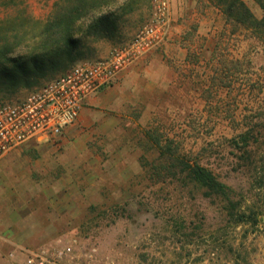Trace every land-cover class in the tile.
<instances>
[{"label": "rangeland", "instance_id": "obj_1", "mask_svg": "<svg viewBox=\"0 0 264 264\" xmlns=\"http://www.w3.org/2000/svg\"><path fill=\"white\" fill-rule=\"evenodd\" d=\"M61 1L0 0V19H45ZM238 1L251 19L237 7L226 13ZM199 2V18L188 12L176 23L173 14L156 53L160 88L141 96L117 138L97 146L92 168L67 170L25 143L0 159V231L17 247L73 234L119 264H264V0ZM106 10L116 25L103 41L111 45L96 52L95 39L81 37L87 50L75 64L129 40L150 19L152 0H113ZM61 74L1 97L22 100ZM193 164L226 193L190 183Z\"/></svg>", "mask_w": 264, "mask_h": 264}, {"label": "built area", "instance_id": "obj_2", "mask_svg": "<svg viewBox=\"0 0 264 264\" xmlns=\"http://www.w3.org/2000/svg\"><path fill=\"white\" fill-rule=\"evenodd\" d=\"M172 16L171 0H152L148 22L129 40L112 47L106 57L75 64L22 100L6 101L0 95V159L28 141L61 137L64 129L76 123L88 98L115 84L124 72L164 46L171 37ZM8 244L0 233L1 264H119L95 242L73 234L35 249L13 245L4 251Z\"/></svg>", "mask_w": 264, "mask_h": 264}, {"label": "trees", "instance_id": "obj_3", "mask_svg": "<svg viewBox=\"0 0 264 264\" xmlns=\"http://www.w3.org/2000/svg\"><path fill=\"white\" fill-rule=\"evenodd\" d=\"M112 2L63 0L45 19L26 12L0 19V95L36 84L56 73H67L86 49L82 47L81 37L94 38L96 42L111 39L116 25L108 15L109 10H104ZM236 7L245 17L252 18L242 1L227 4L226 13L232 15ZM188 171L190 183L206 194L226 193V184L208 168L193 164Z\"/></svg>", "mask_w": 264, "mask_h": 264}, {"label": "crops", "instance_id": "obj_4", "mask_svg": "<svg viewBox=\"0 0 264 264\" xmlns=\"http://www.w3.org/2000/svg\"><path fill=\"white\" fill-rule=\"evenodd\" d=\"M199 1L171 0L172 14H174L176 23L179 20L180 22L184 20L188 12L198 14L202 9ZM199 16L200 14H198V18ZM180 28L181 25H175L174 31ZM107 45L111 44L103 41L97 42L96 52L98 49L102 50V47H109ZM165 49L168 50L169 46H166ZM157 51L124 72L115 84L88 98L81 108L76 123L64 129L61 137L54 141H28L25 143L29 144L26 150L28 148L44 149L53 156L55 163L57 159V163L67 170H71V167L76 168L75 165H81V168H87L86 165H88L92 168L91 165L95 163V159H99L97 146H102V142L105 140L117 138L124 119L129 115L131 109L135 108L141 96L152 94L160 88L162 78L156 66L162 62L156 54ZM109 52L110 50L106 51L101 58L106 57ZM0 233L10 243L19 246V241L11 232L5 234L0 231ZM24 237V234H20L18 240H24Z\"/></svg>", "mask_w": 264, "mask_h": 264}]
</instances>
